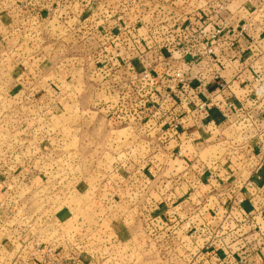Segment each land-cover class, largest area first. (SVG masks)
<instances>
[{"label":"rangeland","instance_id":"1","mask_svg":"<svg viewBox=\"0 0 264 264\" xmlns=\"http://www.w3.org/2000/svg\"><path fill=\"white\" fill-rule=\"evenodd\" d=\"M78 1L83 2L0 0V173L21 172L19 181L6 182L4 187L9 191L0 198V255L11 256L12 264H218L216 260L241 264L243 257L244 261L253 259L252 256H233V253L220 256L237 248L236 218L230 214L232 218L218 228H214L217 227L214 221L209 234L211 226L207 221L217 214L212 215L205 207L199 206L204 204L201 199L197 200L199 205L195 213H190L186 207L175 209L178 203L184 206L187 199L175 197L172 192L178 187L181 189L179 196L188 191V180L183 181L184 176H189L187 173L197 177L198 191L206 190L211 177L206 180L205 171L220 169L219 162L224 154L229 153L230 157L237 159L240 151L236 145L243 140L252 144L251 137L256 132L252 131L253 128L243 131L239 141L237 138L230 140L234 143L227 150L217 144L219 136L206 148L197 147L195 143L198 141L191 140L177 151L178 147L173 143L165 151L168 162L158 164L157 158H153L158 152L156 143H150L157 138L156 133L152 130L143 134L138 132L135 137L125 130L128 116H134L130 114L155 107V103L150 107L145 103L141 85L144 81L149 82L151 73L155 75L157 71L147 66L136 70L130 76L133 78L130 83L114 86L118 99L116 105L115 101L110 104L111 83L108 80L112 71L94 69L93 60L96 62L95 58H100L104 61L102 66L114 68L117 67L116 61L124 62L125 55L119 54L103 39L99 46L98 41L97 46L94 44L96 39L92 40L89 33L96 28L95 22L86 21L82 15L78 18L77 14H81L76 5ZM95 1L99 4L84 2L81 8L85 10L81 12L94 11L106 17L115 11L132 14L136 20L130 29L139 42L147 37L148 32L151 34L163 28L166 18L181 14L183 19L192 8L189 9V0L183 5L161 0ZM46 11L58 18L48 20ZM261 13L264 17V5ZM138 16L143 19L141 24L137 21ZM166 22L173 27V21ZM123 23L113 21L109 26L122 29ZM179 23L183 25L184 22ZM139 28L146 34L142 35ZM164 31L166 44L175 45L176 38L167 34L166 29ZM21 43H29L31 49H24L19 55L17 47ZM130 48L139 52L142 47L136 44ZM97 51L101 53H94ZM162 55H165L167 65L172 57L165 52ZM182 55L178 67L171 65L169 69V65L166 66V73L172 72L169 73L172 78L176 79L179 74L185 77L189 72H185L188 54L182 52ZM197 58L192 61L194 65L209 67L205 59L197 61ZM22 59L36 61L35 64L49 62L56 72L54 78L66 69L78 76L80 85L75 87L74 104L67 106L62 114L48 118L38 102L36 107L42 111H38L33 120V111L29 109L33 102L31 96L32 93L39 95L40 89L37 84L18 83L20 77L29 74V70L17 71ZM42 74L35 72L32 76L39 78L43 77ZM93 77L104 82L100 94L90 85ZM18 87L20 89L14 92ZM198 87L202 89L204 86ZM60 92L57 90L58 98ZM22 97L23 100L16 99ZM156 118L148 117L146 123ZM165 118L170 139L184 132L183 128L179 134L174 132L176 116L169 113ZM180 121L184 125L182 117ZM34 127H38L37 131H32ZM258 129L259 134H263L264 122ZM190 145L198 149H191L194 158L188 160L184 154ZM212 145L214 148L207 149ZM250 150L252 153L257 151L253 148L245 153ZM210 157L215 165L206 164ZM128 167V177L133 182L141 180L134 184L138 192L124 198L125 191L121 189V195L110 196L104 185L106 179L117 171L118 174L125 173ZM164 202L169 207H165ZM261 219L264 223V215ZM262 233L264 235V228L260 230V235ZM206 236L211 237L208 247L213 248V252L204 247ZM196 242L197 248L193 245ZM249 262L253 264L252 260Z\"/></svg>","mask_w":264,"mask_h":264},{"label":"crops","instance_id":"2","mask_svg":"<svg viewBox=\"0 0 264 264\" xmlns=\"http://www.w3.org/2000/svg\"><path fill=\"white\" fill-rule=\"evenodd\" d=\"M90 1L93 4H99L95 0H83V2L78 1L76 3L81 13L80 15L77 14L78 18L82 15L83 19H87L86 21L95 22L96 28H93L92 32L89 33L90 38L96 39V43H94L96 46L97 41L99 46L103 39L111 43L110 47L119 51V54L125 55L124 62L116 61L117 67L114 68L109 65L102 66L104 61L100 58H95L96 62L93 60L94 69L98 68L100 71L108 68L112 71L108 80L111 83L108 95V99L111 100L110 104L115 101L116 105L118 99L114 86L122 82L130 83L133 79L130 76L136 70L147 66L154 67V72L157 71L155 75L151 73L152 79L149 82L144 81L141 85L144 89L145 103L148 107L155 103V107L153 110L141 109L139 114H130L134 116H128L125 121L128 127L125 130L135 137V133L138 132L143 134L152 130V133H156V141L153 140L150 143H156L155 150L158 152L153 158H157L158 164L165 165L168 162L169 157L165 155V151H168V146L173 143L175 147H178L177 151L187 146L184 144H190L191 140L198 141L195 143L197 147L206 148L209 144H213L214 139L219 136V143L217 144L226 147L227 150L234 143L230 140L237 138L239 141L243 131H250L253 128L252 131L256 132L251 137L252 144L242 138L243 142L236 145L240 151V156L237 159L234 156L230 157L229 153L224 154L225 156L222 155L219 162L220 169L213 170L214 168H212L210 171H205L208 175L206 180L211 177L206 185L208 190L201 189L198 191L197 177L187 173L189 176L187 178L184 176L183 181L188 180V191L179 196L181 189L178 187L172 193L175 197L187 199L184 206L181 205L182 203H178L175 209L181 210L186 207L190 213L191 211L196 212L199 205L197 200L201 199L204 204L199 206L205 207L212 215L217 214L207 221L210 226L215 221L217 227L214 228H218L222 222H228L232 216L238 220L236 225L238 229L236 232L238 235L236 239L237 248L230 252L226 251L220 256H227L228 253H233V256L235 253L236 256L245 254L253 257V259L247 258L248 262L252 260L256 264H264V247H262L264 237L262 238L263 235H260V230L264 228L261 219L264 215V160L262 161L264 159V132L259 134L258 129L264 122V17L261 13L264 0H189V9L192 7L189 10V15L191 21L194 22V27L190 31L189 38L185 41H180L183 39L176 40V44L171 47L166 44L165 32L162 31V27L151 34L147 31V37L139 42L137 35H134L130 29V25L135 22L136 18L128 12L121 14L115 11L111 15L108 14V17L94 11L83 14L81 11L85 9L81 7H84V2L89 3ZM126 1L124 0L125 3ZM161 1H168L172 5H183L186 0ZM46 3L49 4L47 1ZM116 8L117 6H115ZM45 13L48 20L58 18L47 11ZM130 19L132 21L128 23ZM113 21H123V28L113 29L109 26ZM137 21L141 24L143 19L138 16ZM214 26H217L222 32L217 41L210 38ZM138 31H141L142 35L146 34L140 28ZM135 37L138 41L134 39ZM182 42L183 44H181ZM135 43L142 47L139 52L130 48L136 45ZM209 45L211 46L209 47ZM24 49L30 50L31 45L29 43L19 44L17 47L18 54L21 55ZM208 51H211V54H207ZM164 52L172 57L167 65L166 60L164 61L165 55H162ZM182 52L189 54L188 60L190 61V64L186 66L185 72L187 70L189 72L185 76L184 85L169 75L172 72L166 73V66L169 65L170 69L171 65L174 67L180 65L179 60L184 56ZM94 53H101V51ZM194 57H198L197 61L205 59V62L209 63V67L204 66V64L194 65L195 63H192ZM27 60L22 59V65L18 66L17 71L29 70V74L20 77L17 81L20 85L37 84L39 86V95L32 93L31 100L33 102L29 105L30 111H33V120L38 116V111L41 112L42 109L46 117L52 118L62 114L67 106L74 104L75 87L80 85L78 76L75 77L71 70L66 69L61 73L58 72L57 78H54L53 74L56 72L49 62L41 61L40 64H35L36 61ZM156 69L159 70V73ZM35 72L43 73V77L32 76ZM99 77H93V82L92 84L90 82V85L100 94L104 82ZM198 86L204 87L199 89ZM18 89L20 88H16L14 92ZM57 90L61 91L60 98L56 96ZM24 97L16 99L23 100ZM38 102L43 107L42 109L36 107ZM164 104L165 108L163 107ZM16 110L20 114L18 108ZM169 113L176 117H182L184 120L182 129L184 132L180 133L181 135L179 134L177 138H173L174 140L169 138L171 134L167 130L168 122L165 117L169 116ZM151 116L153 119L157 117L156 120L149 119L146 123L147 118ZM37 129L38 127H34L32 131H37ZM187 136H191L187 139L188 141L184 140ZM179 139L180 141H178ZM210 148H214V145L207 149ZM253 148L257 149L255 153H252L251 150L247 154L245 153L247 149ZM191 149L198 148L193 145L186 148L184 155L188 160L194 158L191 155ZM207 163L208 165L216 164L211 157ZM128 169L129 167L125 173L114 172L112 176L106 179L104 185L107 190H105L110 196H118L125 191V198L134 196L138 192V187L135 188L134 184L141 180L138 179L133 182V179L128 177ZM19 178H21L20 171L12 174L0 173V198H4L9 191L4 187L6 182L9 183V180L14 182L15 179L19 181ZM181 179L180 177L179 180ZM124 185L129 186L125 188ZM164 204L165 207H169L165 202ZM1 212L3 213V210ZM212 227L209 229V234ZM210 240L211 237H205L203 240L205 241L204 247L207 251L213 252L214 249L208 247ZM193 245L197 248L198 242L193 243ZM230 247L234 248V245L231 244ZM10 257L5 254L0 255V264H12ZM243 258L245 259V257ZM216 261L218 264H228L226 261Z\"/></svg>","mask_w":264,"mask_h":264},{"label":"built area","instance_id":"3","mask_svg":"<svg viewBox=\"0 0 264 264\" xmlns=\"http://www.w3.org/2000/svg\"><path fill=\"white\" fill-rule=\"evenodd\" d=\"M179 16H175V17H169V18H166L165 20L166 21H168V20H170L171 22L173 21V27L172 28H170L169 26H168V22H164L163 24L165 25L164 27H163V30L162 31H164V29H166V32H167V34H171L173 37H175L176 38V40H179V39H183V40H180V41H185V39H187V38H189V34H190V31L192 30V28L194 27V22L193 21H191V19H190V15L188 14V15H185V17L182 19V16H181V14H178ZM183 21L184 23H183V25H181L179 22L180 21ZM175 22H178L177 24H176V27H175ZM165 32V31H164ZM222 32H221V30L217 27V26H214L213 27V29H212V32L210 33L211 35H210V38H211V40H214V41H217L218 40V36L221 34ZM182 36V37H181ZM181 44H183V42L181 43ZM209 44H210V42H209ZM167 45L168 46H170V44H168L167 43ZM211 45H209V47H210ZM194 50V49H193ZM207 54H211V51H208V52H206ZM186 54H188V53H186ZM189 55V54H188ZM196 59V57H194V60ZM196 61V60H195ZM189 60H188V62L186 63V65L185 66H187L188 64H189ZM260 75V74H259ZM186 76V75H185ZM179 79V80H178ZM174 80H178L179 82H180V84H182V85H184V83H185V77L184 76H182L181 77V75L179 74V75H177L176 76V79L174 78ZM226 114V113H225ZM210 117V116H209ZM181 120V117H177V119H175V122H174V125H173V129H174V132L175 133H177V134H179L180 133V130L183 128V124H182V122L180 121ZM263 157H264V155H263ZM264 159H262V161H263ZM263 208H264V206H263ZM262 235H263V233H262ZM264 237V235L262 236V238ZM262 247H264V245H262ZM238 252V251H237ZM236 254V253H235ZM235 254H234V256H235ZM238 256H246L245 254L244 255H238ZM245 259L243 258V259H241L240 260V263L241 264H251L250 262H248V261H244ZM253 264H256L255 262H253Z\"/></svg>","mask_w":264,"mask_h":264}]
</instances>
